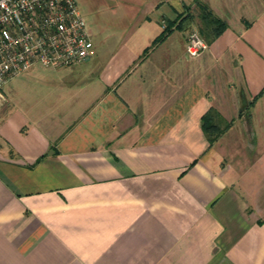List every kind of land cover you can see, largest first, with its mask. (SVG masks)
<instances>
[{"label":"crops","instance_id":"crops-1","mask_svg":"<svg viewBox=\"0 0 264 264\" xmlns=\"http://www.w3.org/2000/svg\"><path fill=\"white\" fill-rule=\"evenodd\" d=\"M219 2L140 0L111 48L94 30L87 61L36 65L7 83L13 95L4 86L0 264H264V182L235 150L256 155L264 9L234 20ZM201 3L226 26L192 57ZM218 94L237 95L228 117L246 141L210 137Z\"/></svg>","mask_w":264,"mask_h":264},{"label":"built area","instance_id":"built-area-1","mask_svg":"<svg viewBox=\"0 0 264 264\" xmlns=\"http://www.w3.org/2000/svg\"><path fill=\"white\" fill-rule=\"evenodd\" d=\"M162 27L168 26L161 20ZM208 47L198 29L186 37L192 57ZM95 54L77 0H0V98L4 86L36 65L62 68Z\"/></svg>","mask_w":264,"mask_h":264},{"label":"rangeland","instance_id":"rangeland-1","mask_svg":"<svg viewBox=\"0 0 264 264\" xmlns=\"http://www.w3.org/2000/svg\"><path fill=\"white\" fill-rule=\"evenodd\" d=\"M219 5L225 7V9L230 12V17L234 20L237 19L239 13L244 12L247 15V8L251 5L255 10L263 11L264 9V0H219ZM80 10L87 22L89 32L98 31L102 36L109 35L108 39H110L106 46L107 49L111 48L113 45L117 43L121 39V31L119 28L125 23H130L134 21H138L137 10L140 7V0H77ZM198 8L197 13H195L197 27L199 30L201 26V19L197 17L198 12L201 11L200 4H196ZM217 9V8H216ZM199 16V15H198ZM200 19V20H199ZM114 33V34H113ZM113 34V35H111ZM116 40V41H115ZM154 49V48H153ZM76 65V64H75ZM41 66V65H38ZM18 83V82H17ZM19 83L22 85L19 86ZM16 86L21 89L20 96H24V86L23 81L19 82ZM11 89V93L13 95V90L16 87L11 85H6L5 89ZM13 89V90H12ZM236 94V91H234ZM19 94V93H18ZM11 95V97H12ZM17 94H14V97ZM218 102L223 103L222 116H223V125H220L219 130L221 132L225 129L226 133L223 138L231 139L235 138L237 134H239L240 139L246 138V133L243 128V124L241 123V119H230L228 116L231 113L233 103L238 105L237 95L232 97L226 94H218ZM264 100V99H262ZM264 101H260L256 108L251 107V111L253 113V122L255 126L254 135L255 142L250 141L248 143V149H253L256 155L252 157L247 156L245 151L246 142H239L238 148L235 146V150L238 151V154L242 156V163H247V165L253 168L252 172L247 173L246 176L251 178L252 182H260L261 184L264 182ZM248 117V116H247ZM248 128V126H247ZM223 133V132H222ZM220 134V136L222 135ZM216 133H214L215 135ZM246 141V140H245ZM241 148V149H240ZM236 152V151H235ZM229 158V157H228ZM241 165V164H240ZM244 166V165H243Z\"/></svg>","mask_w":264,"mask_h":264},{"label":"trees","instance_id":"trees-1","mask_svg":"<svg viewBox=\"0 0 264 264\" xmlns=\"http://www.w3.org/2000/svg\"><path fill=\"white\" fill-rule=\"evenodd\" d=\"M200 7H201V11L199 17L202 23L201 26L199 27V32L208 43L207 38L215 37L219 33H221V31L225 28L226 23L223 19L216 16L206 4L201 3ZM170 30H171V26L170 24H168V26L164 29V35H162V37H164L166 33H168ZM214 114H215L214 112H210L205 117V126L206 129L209 131L210 137L212 138L213 141L216 140L223 132V131L221 132V130H219L218 132L220 125L215 123ZM214 133L216 134L214 135Z\"/></svg>","mask_w":264,"mask_h":264}]
</instances>
